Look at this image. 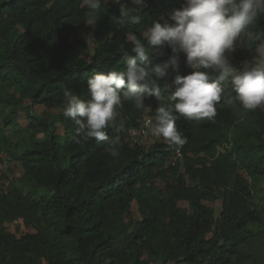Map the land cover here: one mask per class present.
Returning <instances> with one entry per match:
<instances>
[{"label": "trees", "instance_id": "16d2710c", "mask_svg": "<svg viewBox=\"0 0 264 264\" xmlns=\"http://www.w3.org/2000/svg\"><path fill=\"white\" fill-rule=\"evenodd\" d=\"M145 2L139 24L121 17L130 0H101L90 24L83 0H0V163L9 155L23 165L18 181L0 187V264H264V107H218L214 121L178 116L183 147L162 138L132 144L127 130L154 119L170 95L162 90L143 109L122 102L107 130L120 137L118 157L106 143L73 139L64 90L88 99L89 77L124 70L125 55L135 56L128 34L143 39L185 0ZM248 27L255 35L229 56L238 69L264 47V15ZM162 51L147 65L153 78L165 65L161 83L193 71L183 53ZM20 219L30 231L17 236L6 223Z\"/></svg>", "mask_w": 264, "mask_h": 264}, {"label": "clouds", "instance_id": "9594fccd", "mask_svg": "<svg viewBox=\"0 0 264 264\" xmlns=\"http://www.w3.org/2000/svg\"><path fill=\"white\" fill-rule=\"evenodd\" d=\"M130 2L133 7L120 8L121 17L139 24L138 13L147 6L146 2ZM83 3L89 9L90 24L95 23L101 0ZM261 15L264 0H185L167 20H153L142 34L143 39L129 33L130 51L135 56L125 55L124 70L97 72L89 77L88 99L71 89L64 90L63 114L76 125L75 143H106L109 155L118 157L120 137L110 138L107 130L116 126L122 102L131 101L143 109L146 99L155 96L159 101L162 90L170 91L168 102L156 107L154 119L146 121L145 127L153 137L171 146L183 147L187 143V137L177 127L178 116L189 121H214L218 107L227 106L236 112L243 109L244 113L264 107V53L253 59L252 66L240 69L228 55L243 37L255 35L248 32V26ZM165 45L173 54L183 53L193 70L186 76L177 75L171 83H161L159 79L166 76L167 65L156 68L157 78L147 68L153 55H163ZM169 63L176 65V55L170 57ZM236 122L244 123L243 113Z\"/></svg>", "mask_w": 264, "mask_h": 264}, {"label": "rangeland", "instance_id": "374dc122", "mask_svg": "<svg viewBox=\"0 0 264 264\" xmlns=\"http://www.w3.org/2000/svg\"><path fill=\"white\" fill-rule=\"evenodd\" d=\"M89 30H86L85 36H88ZM236 48V47H235ZM234 52V51H233ZM232 53V52H231ZM260 53H264V47L261 49ZM0 104V110H1ZM33 114L40 115L45 114V107L40 104H33L31 107ZM19 123L21 126H27L28 120L25 115V111L22 110ZM0 173H5L6 178L0 180V187L5 188L12 182L18 181L20 176L23 174V165L20 161L13 158L12 156L5 155L3 162L0 163ZM218 201H214L213 206H217ZM8 231L15 233L17 236H21L30 230L24 225L23 221L17 220L13 222L6 223Z\"/></svg>", "mask_w": 264, "mask_h": 264}, {"label": "built area", "instance_id": "2783aa9c", "mask_svg": "<svg viewBox=\"0 0 264 264\" xmlns=\"http://www.w3.org/2000/svg\"><path fill=\"white\" fill-rule=\"evenodd\" d=\"M228 55L231 56V53H228ZM150 119H153V118L150 116H146L141 125L130 127L127 130L128 139L130 140L132 144H147L153 139H156V137H153L150 134L149 130L145 127V122ZM181 156H182V153H181L180 148H176L175 149V160L173 161V163H175V161Z\"/></svg>", "mask_w": 264, "mask_h": 264}]
</instances>
